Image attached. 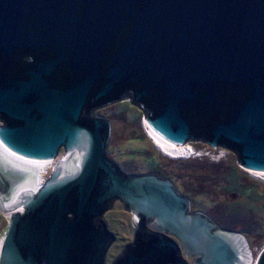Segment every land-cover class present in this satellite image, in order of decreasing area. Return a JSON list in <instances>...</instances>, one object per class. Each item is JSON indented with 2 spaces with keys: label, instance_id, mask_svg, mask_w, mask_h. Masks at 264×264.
<instances>
[{
  "label": "water",
  "instance_id": "water-1",
  "mask_svg": "<svg viewBox=\"0 0 264 264\" xmlns=\"http://www.w3.org/2000/svg\"><path fill=\"white\" fill-rule=\"evenodd\" d=\"M127 93L168 157L188 156L189 142L225 148L264 182V0H0V152L63 151L35 193L37 175L0 154V264H103L114 201L135 231L112 264H187L180 252L250 263L242 233L191 212L170 180L107 157L110 124L91 110Z\"/></svg>",
  "mask_w": 264,
  "mask_h": 264
},
{
  "label": "rangeland",
  "instance_id": "rangeland-1",
  "mask_svg": "<svg viewBox=\"0 0 264 264\" xmlns=\"http://www.w3.org/2000/svg\"><path fill=\"white\" fill-rule=\"evenodd\" d=\"M95 115L110 123L106 155L123 172L155 173L172 180L189 200L191 212L206 215L222 229L242 233L252 255L259 254L264 246V182L240 171L231 151L189 142L187 145L201 157L173 159L150 143L140 125L141 113L129 102L110 104ZM59 155H63L62 150ZM130 220L131 215L117 207L103 219L116 250L130 242ZM6 225L7 217L0 215V239Z\"/></svg>",
  "mask_w": 264,
  "mask_h": 264
},
{
  "label": "flooded vegetation",
  "instance_id": "flooded-vegetation-1",
  "mask_svg": "<svg viewBox=\"0 0 264 264\" xmlns=\"http://www.w3.org/2000/svg\"><path fill=\"white\" fill-rule=\"evenodd\" d=\"M121 101H126V102H129L131 105H133L140 113H141V117H142V120H144V116L145 115H147V116H149V112H147V109H145V108H143L142 106H140V105H138V104H135V103H133L134 102V99L132 98V94L131 93H127L126 95H125V98H124V100H121ZM121 101H118V102H121ZM117 102V103H118ZM112 104V103H111ZM108 105H110V104H104V105H101V106H99V107H93L92 108V110H91V114H92V116L94 117V118H100V119H105V118H101V117H98V116H96L95 115V113H96V111L98 110V109H101V108H103V107H105V106H108ZM106 120V119H105ZM110 124V123H109ZM142 124V122L140 121V125ZM141 128H142V126H141ZM142 130H143V128H142ZM143 133H144V135H146V137H147V139L150 141V143L162 154V152L154 145V143L152 142V140L151 139H149L148 138V136H147V134L145 133V131L143 130ZM110 134H111V126H110ZM119 167V166H118ZM120 169V168H119ZM120 171L122 172V173H124L125 175H132V176H138V175H144V174H152V175H156V176H158L159 178H162V179H168V178H166L165 176H161V175H157V174H155V173H144V174H129V173H125V172H123L121 169H120ZM168 180H170V179H168ZM172 183H173V185H174V187L176 188V190L178 191V193H179V190L177 189V187H176V185L174 184V182L172 181V180H170ZM180 194V193H179ZM118 208L120 211H123L122 210V207H121V204L118 202V201H114L112 204H111V208H110V210H108L104 215H103V219H104V217L106 216V215H108L109 213H112L113 212V210H114V208ZM123 212H125V211H123ZM126 213H128V212H126ZM129 214V216H130V213H128ZM130 227L132 228L131 229V239H130V242L132 243L133 242V234H134V231H135V229H134V227H133V225H132V223H131V220H130ZM168 240H171L172 242H174V244H177V240L175 239V238H173V237H169V236H165ZM130 242H128V243H126L124 246H121V247H119V249L118 250H116V243H115V241H113V243L109 246V248H108V250L106 251V254H105V257H104V263L103 264H112L117 258H118V256L120 255V253L122 252V250L127 246V245H129L130 244ZM115 249V252H113V253H111V251H113ZM180 256H181V258H182V260H184V262H186L187 264H190L191 263V261H192V259H188V258H186L184 255H183V253H181L180 252Z\"/></svg>",
  "mask_w": 264,
  "mask_h": 264
},
{
  "label": "bare ground",
  "instance_id": "bare-ground-1",
  "mask_svg": "<svg viewBox=\"0 0 264 264\" xmlns=\"http://www.w3.org/2000/svg\"><path fill=\"white\" fill-rule=\"evenodd\" d=\"M187 145V144H185ZM189 146V145H187ZM1 151V150H0ZM191 148L189 147V154L191 152ZM3 152H0V154L6 158V159H10V160H14L15 161V166L16 167H23V168H27L28 172L30 175H37L34 183L32 184L30 190L28 192L30 193H35L40 187L41 185L44 183V181L47 178V172L49 173L50 170L52 169V167L55 165L56 161H59L61 158H63V155H58V158L56 159V161H20V160H15L13 158H10L8 155L5 156L2 154ZM188 156L182 158V159H186ZM181 159V158H180ZM46 172V173H44ZM47 174V175H45ZM46 176V177H45ZM257 257V256H256ZM250 263L249 264H255V255L251 257L250 259Z\"/></svg>",
  "mask_w": 264,
  "mask_h": 264
},
{
  "label": "clouds",
  "instance_id": "clouds-1",
  "mask_svg": "<svg viewBox=\"0 0 264 264\" xmlns=\"http://www.w3.org/2000/svg\"><path fill=\"white\" fill-rule=\"evenodd\" d=\"M190 147V146H189ZM0 149H1V147H0ZM199 152V151H198Z\"/></svg>",
  "mask_w": 264,
  "mask_h": 264
},
{
  "label": "trees",
  "instance_id": "trees-1",
  "mask_svg": "<svg viewBox=\"0 0 264 264\" xmlns=\"http://www.w3.org/2000/svg\"><path fill=\"white\" fill-rule=\"evenodd\" d=\"M236 192H238V191H236Z\"/></svg>",
  "mask_w": 264,
  "mask_h": 264
}]
</instances>
